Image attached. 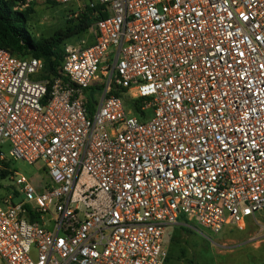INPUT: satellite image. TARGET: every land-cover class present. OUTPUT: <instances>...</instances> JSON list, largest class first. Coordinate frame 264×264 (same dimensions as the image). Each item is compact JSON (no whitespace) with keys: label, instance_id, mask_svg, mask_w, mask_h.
Returning <instances> with one entry per match:
<instances>
[{"label":"built area","instance_id":"1","mask_svg":"<svg viewBox=\"0 0 264 264\" xmlns=\"http://www.w3.org/2000/svg\"><path fill=\"white\" fill-rule=\"evenodd\" d=\"M89 2L108 17L61 77L0 49V177L23 197L0 198L1 264H166L183 222L245 231L264 211V0Z\"/></svg>","mask_w":264,"mask_h":264},{"label":"rangeland","instance_id":"2","mask_svg":"<svg viewBox=\"0 0 264 264\" xmlns=\"http://www.w3.org/2000/svg\"><path fill=\"white\" fill-rule=\"evenodd\" d=\"M90 4L89 0L55 8L45 3L36 4L30 22L33 35L38 40H45L59 31L67 30L70 27L69 20L75 19L74 14L79 15ZM69 43L90 46L93 40L89 35H83ZM152 114L151 110L147 111V119ZM5 151L8 153L7 148ZM12 169L25 176L39 192L51 184L42 162L29 165L17 161L13 163ZM12 176L0 178V198L12 196L16 203H20L23 197L17 193L19 189L11 180ZM256 220L250 224L256 227L250 226L248 232L226 227L219 235L212 234L194 222H183L168 231L166 246L170 259L166 264H260L264 261V211L256 215ZM259 226L263 227L261 231L257 228Z\"/></svg>","mask_w":264,"mask_h":264},{"label":"trees","instance_id":"3","mask_svg":"<svg viewBox=\"0 0 264 264\" xmlns=\"http://www.w3.org/2000/svg\"><path fill=\"white\" fill-rule=\"evenodd\" d=\"M47 6L59 7L50 3ZM36 4L25 6L18 0H0V49L7 50L19 58H35L42 62L43 71L41 79H51L62 76V63L64 60V46L70 40L88 35L95 22L104 20L108 14L101 13V8L86 6L79 15L74 14L75 19L69 20L70 27L65 31H59L49 39L38 40L32 33L30 22ZM116 96L119 94L114 93ZM127 105L133 109L135 115H146L141 111L143 101ZM0 178H7L3 173ZM169 254L166 263L169 261ZM260 264H264L261 261Z\"/></svg>","mask_w":264,"mask_h":264},{"label":"crops","instance_id":"4","mask_svg":"<svg viewBox=\"0 0 264 264\" xmlns=\"http://www.w3.org/2000/svg\"><path fill=\"white\" fill-rule=\"evenodd\" d=\"M89 35V34H88ZM91 39L93 40V42H94V39L91 37ZM257 220H256V218H252V219H249L248 221H247V224H246V230L245 231H241V232H248V230H249V227L250 226H255L256 227V225H250V224H252L251 222H256ZM254 224V223H253ZM258 228V230H260L261 231V229L263 228L262 226H259V227H257Z\"/></svg>","mask_w":264,"mask_h":264}]
</instances>
